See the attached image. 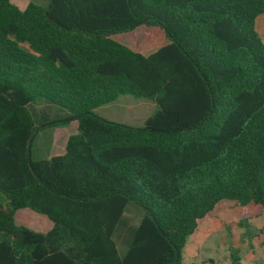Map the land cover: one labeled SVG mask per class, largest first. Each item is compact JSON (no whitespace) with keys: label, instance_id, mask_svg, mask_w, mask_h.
Returning a JSON list of instances; mask_svg holds the SVG:
<instances>
[{"label":"trees","instance_id":"16d2710c","mask_svg":"<svg viewBox=\"0 0 264 264\" xmlns=\"http://www.w3.org/2000/svg\"><path fill=\"white\" fill-rule=\"evenodd\" d=\"M260 15L264 0H47L24 9L0 0V264H182L215 208L238 210L240 229L261 219L264 250ZM138 26L160 29L166 44L145 56L111 38ZM125 95L157 107L140 128L95 113ZM37 100L71 119L41 121ZM70 121L76 132L60 155L31 161L35 134ZM128 208L139 219L121 253L114 236ZM22 209L51 228L17 225ZM229 258L240 264L235 252Z\"/></svg>","mask_w":264,"mask_h":264},{"label":"rangeland","instance_id":"374dc122","mask_svg":"<svg viewBox=\"0 0 264 264\" xmlns=\"http://www.w3.org/2000/svg\"><path fill=\"white\" fill-rule=\"evenodd\" d=\"M40 6L46 5V2L40 0H31ZM255 24V30L264 44V15H260ZM111 38L129 49L147 55L159 47L166 44L163 32L156 27L138 26L133 31L114 34ZM31 108L38 115L41 121L59 119L65 117V110L60 107L37 100ZM157 110L156 105L148 99L134 98L129 95L121 96L116 101L99 107L95 110L97 116L110 122L126 125L129 127L140 128L145 120ZM72 122V121H70ZM64 132L57 131L54 137V128L46 127L37 132L31 142L30 159L33 162L48 160L52 156L60 155L63 151L66 136L76 130V124L70 123L66 127H60ZM29 211V212H23ZM15 223L24 226L33 231L45 233L52 224L42 215H38L29 209H22L15 213ZM239 217L238 210H227L215 208L211 214V228L215 230L206 239L204 243L198 245L195 253L190 254V247L187 246L181 252V263H206L212 260L217 264H231L229 253L235 252L239 257L241 264H264V250L260 246L257 238L256 229L260 228L261 219L251 221L253 227L250 230L240 229L236 226ZM139 214L132 208H128L124 213L122 222L114 236L115 243L120 251L124 248V239L128 234V228L137 224ZM191 237L187 240L188 244ZM191 244V243H190ZM252 260V261H251ZM251 261V262H250Z\"/></svg>","mask_w":264,"mask_h":264},{"label":"crops","instance_id":"0c3cea01","mask_svg":"<svg viewBox=\"0 0 264 264\" xmlns=\"http://www.w3.org/2000/svg\"><path fill=\"white\" fill-rule=\"evenodd\" d=\"M40 1H43V2H46L47 3V0H40ZM12 2L19 8V9H24L28 3L31 2V0H12ZM165 45V44H164ZM141 54V53H140ZM150 54V53H149ZM143 55V54H142ZM148 55V54H147ZM146 56V55H145ZM71 124L72 123H75V121H72L70 122ZM69 123V124H70ZM68 124V125H69ZM66 125V126H68ZM66 126H62V127H66ZM54 137L56 136V132L59 131L60 133L64 132L62 129H60V127H57V128H54ZM76 132V130L72 133H69L67 134L66 136V139L69 135L71 134H74ZM66 142V140H65ZM215 230L211 228V222H210V218L208 220H206L205 222H203L201 225L198 226V228L196 229L195 233L191 236V240L188 244L185 245V251L187 249V246L189 245H192V247H190V254L187 253V256H195L197 255L195 253V251L197 250L198 248V245H201L202 243H204L206 241V239L211 235V233ZM191 243V244H190ZM263 249V248H262ZM123 251H121L122 253ZM252 261V260H251ZM250 261V262H251ZM240 264H241V261L239 260ZM190 264H196V263H190ZM202 264V263H201Z\"/></svg>","mask_w":264,"mask_h":264},{"label":"water","instance_id":"95a60500","mask_svg":"<svg viewBox=\"0 0 264 264\" xmlns=\"http://www.w3.org/2000/svg\"><path fill=\"white\" fill-rule=\"evenodd\" d=\"M45 15H47V12H45ZM71 118H68V119H63V120H61V122H65V121H68V120H70ZM49 123H46V124H44V126H47Z\"/></svg>","mask_w":264,"mask_h":264}]
</instances>
